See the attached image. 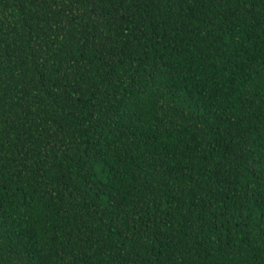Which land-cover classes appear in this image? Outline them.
<instances>
[{"label": "trees", "instance_id": "trees-1", "mask_svg": "<svg viewBox=\"0 0 264 264\" xmlns=\"http://www.w3.org/2000/svg\"><path fill=\"white\" fill-rule=\"evenodd\" d=\"M0 264H264V0H0Z\"/></svg>", "mask_w": 264, "mask_h": 264}]
</instances>
